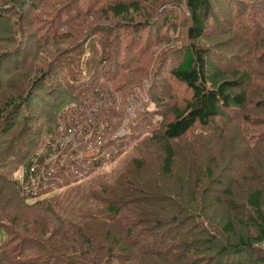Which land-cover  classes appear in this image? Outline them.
<instances>
[{"label": "rangeland", "instance_id": "1", "mask_svg": "<svg viewBox=\"0 0 264 264\" xmlns=\"http://www.w3.org/2000/svg\"><path fill=\"white\" fill-rule=\"evenodd\" d=\"M186 1L34 0L19 9L13 0H0V167L10 179L22 180L18 169L25 166L21 162L27 154L30 162L46 158L37 170L47 173L100 146L97 138L88 142L97 126L106 148L115 152L122 144L113 162L83 182L94 178L88 186L98 189L102 200L93 203L104 219L109 206L121 211L117 223L104 225L105 243L118 244L128 230L134 231L133 243L139 240L129 252L126 245L116 246L117 257L109 255L106 264H264L259 262L264 241L246 203L257 189L264 195V0H212L215 16L197 43L228 74H250L245 85L249 102L244 111L230 110L225 124L197 123L173 140L176 159L169 174L152 135L162 134L174 109L192 96L170 73L192 44ZM133 2L141 9L131 11L134 23L127 25L131 16L118 18L111 6ZM19 96L27 104H19L20 110L10 107L8 102ZM93 110L108 116L91 122L87 114ZM78 121L88 122L84 131ZM132 125L137 126L128 142L124 136ZM124 182L131 185L127 190ZM0 196L2 218L9 226L0 244L12 242L8 250L20 242L18 235L28 239L34 230H45L44 216L70 210L64 197L26 200L1 183ZM228 222L233 223L231 232ZM96 227L101 230L98 225L91 230L97 232ZM240 239L252 248L244 249ZM2 252L0 264L47 259L38 245L19 257ZM60 260L49 264H65Z\"/></svg>", "mask_w": 264, "mask_h": 264}, {"label": "trees", "instance_id": "2", "mask_svg": "<svg viewBox=\"0 0 264 264\" xmlns=\"http://www.w3.org/2000/svg\"><path fill=\"white\" fill-rule=\"evenodd\" d=\"M13 2H15L16 7L23 9L29 4L34 3V0H13ZM139 5L140 4L138 2L130 4L120 3L111 6V11L118 18H129V16H131L130 21H126L127 25H131L134 23L131 11H139L141 9ZM186 7L190 16L191 24L188 30V36L190 41H192V44L186 49L182 62L174 67L170 73L174 79L178 82L184 83L192 90V96L186 101L182 108L176 107L174 109V117L171 121L165 124L162 134L152 135L165 155L163 159V167L165 169L164 171H167L166 173L169 174H171L176 159V151L173 145V140L182 138L197 123L204 127H210L214 124L216 125L217 121L225 124V122L230 121V117H232L230 110L244 111L247 109L249 102V94L245 89V85L251 80L250 74L248 72L239 71H234L233 75L228 74L227 71L214 61V59L209 55V52L197 43V40L205 33L209 20L215 16L212 0H187ZM144 23H147V21ZM43 75L41 76V79L46 81L48 79V75L47 73L45 74L46 76L44 75L45 77ZM38 89L41 88L39 87ZM94 91L95 90L92 92V97L96 94ZM19 104H27L23 96H19L16 100L8 102L10 107L14 106L15 109L20 110L22 105L19 107ZM82 104L83 103H80V105ZM89 113L90 114H87V116L92 115V118L89 116V120L91 122H94V119L98 121L97 117H101L102 115L108 116L106 115L108 113L104 111L94 112L93 110L89 111ZM80 114V116L83 115L82 113ZM114 114V116H117L116 113ZM73 121L74 119L71 120V122ZM78 123H80V126L82 125V131H84L85 127L88 125V122L78 121ZM97 124L99 125L100 123L97 122ZM98 127L99 126H97V128ZM135 127L133 125L130 126L127 136H124L128 138V142L131 139L133 140V135L135 133L132 132V129ZM97 128H95L96 130L94 129L95 131L93 130L91 137L88 138V142L97 138L98 142H96V144L99 142L101 143L100 146L98 145L96 148L95 145L92 146V149L97 151L94 156H71L64 160L62 164L59 163L57 166L51 168L52 171H48L49 173H44L43 171L40 172L37 170V166L40 164L41 166L44 165L46 158L37 157L39 160L35 163L33 161L30 162L31 159L28 158L29 156L26 154L24 160L21 162L25 165V172L23 175L24 181L17 178L15 181L10 179L8 173L4 172L0 167V183L2 185H7L9 189L14 187L15 190L19 191L22 198L27 200L47 194L49 196H46L45 198L49 199L64 197L65 202L69 203L67 208L70 209L64 212H56L54 210V216L51 214L49 216L45 214L46 216H44L42 220L44 225L41 224L42 228L46 226L45 230H40L41 228H39V230H34L30 234L29 232H26L29 234L27 236L28 239L26 236H21V234L20 236L18 235L20 242L17 245L19 246L15 245L13 248L8 250L6 247L12 242L0 244V250H3V254L5 252V255L8 253H14L15 257L24 256V250L27 247L31 245H38L43 248L47 259L45 261L39 259L31 263L21 261V264H44L47 262V264H49L51 259L57 257L62 259L60 261L65 264H85L86 262H89V259L95 260L93 264H106V260L108 262L111 256L117 257L115 256L117 253L116 246L119 244L126 245V250L128 252L133 250L134 246L138 244L139 240L134 241L133 243L130 239L132 233L134 232L133 230H128L125 236L121 234L122 241L120 240L121 242H117L118 244L110 245L105 243L104 239L106 238H104L105 235L102 233L104 225H108V223H117V217L121 215V211L118 206H109V218L108 220L104 219L99 214V210L95 209L96 205L93 203V200H102V198H98L97 196L98 189L94 186H88L94 178L93 180H90V182L87 181L85 184L83 183L91 174H93L98 168H101L105 163H109L110 161L113 162V160L118 157L123 150V148H119L122 144L117 146L118 148H116L115 152L111 151L110 148H106L108 145L106 142L104 143L102 141V136L100 135V133H103V130H99ZM118 139V136L115 135L114 142H118ZM82 142L85 141L82 140ZM110 142H108L109 145L113 144V142L111 144ZM79 143H81V141ZM126 144L127 142H125V145ZM105 148L111 152H105ZM90 150L91 148H88V150L84 151L83 154L90 152ZM27 160L28 162H26ZM135 163L138 164L139 167L143 165L139 159H136ZM47 167L48 166H46V168ZM16 171L17 169L13 172ZM41 173L46 176H50L47 177V179L51 184L47 188H43L45 180L42 178L40 179L42 188L38 187L36 192L27 193L23 185L25 183L30 184V180L37 177L39 174L41 175ZM122 185L124 187L131 186L126 182ZM55 189L62 190L55 194ZM127 189L128 188H126V190ZM105 190L106 188L102 190L99 189V193L105 192ZM263 197V190L257 189L249 195L246 203L252 213L256 215L255 221L259 228L260 239L264 241ZM44 201L45 200H38L36 203H44ZM2 211L0 210V218L3 220ZM50 217H52L53 220ZM93 225H98L99 228L101 227V230L96 227L97 232H93L91 230ZM160 226H163V223L158 224V227ZM7 228H9V226L6 223V220H3L0 225L1 237H4V234L8 232ZM227 230L229 232L233 230L232 222H228ZM239 244L247 250L252 248L249 243H246L242 239H240ZM227 251L228 250L224 248L222 253H226ZM92 254L94 255L91 257ZM259 258V262H264V256ZM12 259L14 260L15 258Z\"/></svg>", "mask_w": 264, "mask_h": 264}, {"label": "built area", "instance_id": "3", "mask_svg": "<svg viewBox=\"0 0 264 264\" xmlns=\"http://www.w3.org/2000/svg\"><path fill=\"white\" fill-rule=\"evenodd\" d=\"M79 126H80V123L78 124ZM82 126V125H81ZM72 131V130H71ZM96 153H97V151H94L93 149H91L90 150V152H87L86 153V157L87 156H94V155H96ZM73 165V164H72ZM71 165V166H72ZM19 166H21V168H19L18 170H20L21 169V171H22V173H23V175H24V172H25V169H24V167L25 166H23V165H19ZM18 166V167H19ZM74 166V165H73ZM50 171H52V170H49V172ZM18 172V171H17ZM48 172V173H49ZM48 175V174H47ZM47 177H50L49 175L48 176H46V175H44V174H42L41 173V175L39 174L37 177H35V178H33V179H31L30 180V184H28V183H25L24 185H23V187H24V189L27 191V193H30V192H32V193H34V192H36L38 189V187H41L42 186V184L40 183V179H42V178H44V180H45V183H44V185H43V188H47L51 183L49 182V180L47 179ZM22 180L24 181V179H23V177H22ZM23 183V182H22ZM42 188V187H41Z\"/></svg>", "mask_w": 264, "mask_h": 264}]
</instances>
